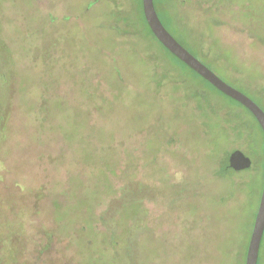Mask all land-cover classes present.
I'll use <instances>...</instances> for the list:
<instances>
[{"label":"rangeland","instance_id":"obj_1","mask_svg":"<svg viewBox=\"0 0 264 264\" xmlns=\"http://www.w3.org/2000/svg\"><path fill=\"white\" fill-rule=\"evenodd\" d=\"M118 2L128 8L112 15ZM154 3L190 51L264 108V0ZM132 7L0 0V101L11 106L0 256L16 247L27 264H241L264 181L259 125L248 114L253 143L230 138L252 168L219 176L222 125L234 124L171 72ZM118 17L130 28L113 30Z\"/></svg>","mask_w":264,"mask_h":264},{"label":"trees","instance_id":"obj_2","mask_svg":"<svg viewBox=\"0 0 264 264\" xmlns=\"http://www.w3.org/2000/svg\"><path fill=\"white\" fill-rule=\"evenodd\" d=\"M133 1H134V7L130 8V9H131L132 13H134L135 17H137V23L140 25H143V23L146 24L148 29H149V32L152 34V36L156 40L159 41V43L161 44V47L167 53V54L163 53L162 56L165 57V59H166V56L168 57V60H169L168 65L171 68V72L180 73L185 78H189L190 80H192L196 84V86L200 92H202L204 95H208V97H210V98H214L213 100L217 101L220 106L217 110L213 111V114H216V113L217 114H225L226 121L229 123L232 122L234 124V128L232 127L230 131L227 129L225 124L222 125L225 127V130L221 129V131H223L222 135L224 138H226L228 143L224 148H219V150H217L215 153V157L218 161V166H217L218 168L217 169L219 170V172H218L219 176H225V175H228L229 173L242 171V170H235L234 168H232L230 166L229 156L232 152L230 150L231 149L230 148L231 147L230 138L231 137H237V138L244 139V140L250 139L251 140L250 143H253L252 136L250 135V130H252V128L248 122L249 121V115L248 114H250L254 117L255 121L258 123L259 128L261 130V133L263 135V141H264V131H263L260 123L257 121V118L245 105H243L241 102H239L238 100H236L234 98L232 99V97H230L229 95H227L224 92H222L221 90H219L211 82H209L207 79H205L203 76H201L198 72H196L194 69H192L189 65H187L184 61H181V59L179 57H177L170 50H168V48L155 36L152 29L150 28V26H149V24L145 18V15H144L142 0H133ZM126 8H128L127 4H125L123 2L122 3L118 2L115 5V7L112 9L111 14L116 15V13H118L121 15L123 12V9H126ZM130 9H129V11H130ZM159 17L161 18V20H162L163 24L166 26V28L172 33V31L168 27V24L172 22L170 14H168V13L163 14V17L160 16V14H159ZM128 22H130L129 18L123 19L121 17H118L117 20L115 18H113L112 29L114 28L113 30L120 32L123 25H126L127 28H130L131 25H129ZM175 38L181 44L184 45V43H182V41L179 38H177L176 36H175ZM0 76L3 78V79H1L2 84H0V86L3 88H5V86H9L8 85L9 82L6 78V73L4 72V70H0ZM3 88H0V94H4V93L8 94L7 91L4 92L5 89H3ZM224 97L228 98V99H225ZM1 103L2 102L0 101V141H2V139L5 136V129L7 127V121H8L10 107H11V106H9L7 108V106H6L5 108H3L4 103L3 104H1ZM263 110H264V108H263ZM251 168L252 167H249V168H246L243 170H249ZM263 179H264V171H263ZM241 183H243V182L240 181V184ZM263 185H264V183L262 184V187L260 190L259 203H260V199H261ZM258 206H259V204H258ZM257 210H258V208H257ZM256 214H257V211L255 212L253 219H252V230H253ZM251 234H252V231L248 235V238L245 241V245H243L244 248L242 250V255H241L242 259H240L241 264H245V262H246V255H247V250H248L247 245H249ZM263 243H264V234H263L262 242L260 245L261 247H260V252H259L258 264H262V262H263V251L261 250ZM17 253H18V250L16 249V247H12L11 250L8 251L6 256L5 255H4V257L0 256V264H27L24 261H22L21 258H18V256L16 255ZM19 257H21V256H19Z\"/></svg>","mask_w":264,"mask_h":264},{"label":"water","instance_id":"obj_3","mask_svg":"<svg viewBox=\"0 0 264 264\" xmlns=\"http://www.w3.org/2000/svg\"><path fill=\"white\" fill-rule=\"evenodd\" d=\"M145 18L155 36L170 50L173 54L184 61L201 76L211 82L219 90L236 99L245 105L257 118L264 131V110L250 96L231 84L223 80L208 65L200 61L190 50L181 44L175 36L163 24L156 10L154 0H142ZM229 163L235 170H243L251 167L252 159L242 150L235 149L229 156ZM264 183V182H263ZM264 234V185L261 194L260 203L254 221L249 245H247V255L245 264H258L260 245Z\"/></svg>","mask_w":264,"mask_h":264}]
</instances>
